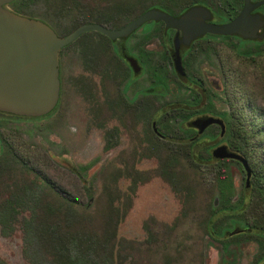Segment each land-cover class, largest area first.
<instances>
[{"label": "rangeland", "instance_id": "rangeland-1", "mask_svg": "<svg viewBox=\"0 0 264 264\" xmlns=\"http://www.w3.org/2000/svg\"><path fill=\"white\" fill-rule=\"evenodd\" d=\"M151 3L13 0L3 7L64 36L87 22L116 29ZM123 43L131 49L130 40ZM115 46L98 32L81 34L59 52V98L52 111L40 117L0 111V199L11 198L21 214L34 215L35 232L29 246L21 221L6 234L0 230V258L7 264H59L52 246L81 252L91 264H219L221 243L206 228L212 207L219 204L217 168L193 163L178 140L184 111L169 107H182L184 93L179 96L176 87L180 79L170 60L158 55L147 66L164 77L167 91L151 83L149 71L126 83L132 75ZM252 49L256 44L218 42L215 49L203 48L184 59L188 81L204 80L210 93L204 104L213 106L211 115H229V100L239 107L245 101L244 119L264 121V59L246 53ZM152 120L177 138L159 137ZM218 132L210 125L201 134H207L206 140ZM225 134L226 127L217 145L231 149L222 141ZM10 144L41 177L85 208L62 202L41 177L17 162ZM228 166L237 197L245 173L233 162ZM249 200L246 225L264 227V200L257 193ZM263 249L255 236H242L235 264H253Z\"/></svg>", "mask_w": 264, "mask_h": 264}, {"label": "trees", "instance_id": "trees-1", "mask_svg": "<svg viewBox=\"0 0 264 264\" xmlns=\"http://www.w3.org/2000/svg\"><path fill=\"white\" fill-rule=\"evenodd\" d=\"M153 77L154 85H161L167 91V83L164 81V77L156 72H153ZM192 82L195 83L194 80L191 81V84H193ZM192 87L193 85L191 87L187 86L182 90V87L178 86V95L181 96L184 93L182 95L184 97L181 99L182 107H173V105L169 107L171 111L175 109L184 111L180 115L181 121L188 120L191 115L199 111L214 113L212 105L204 104L206 99L209 100L210 93L203 90L199 91ZM229 102V115L226 112L218 113L226 127V134L222 141L226 142L233 151L240 153L246 158L251 170L250 187L248 190L243 185L240 195L234 197L232 174L228 163L233 162L243 170L242 165L236 160H214L212 157V149L217 146L219 142L218 138H220L219 126H217L219 128L218 134H210L207 137L208 139L204 140L207 134H192L194 131L185 122L184 125L182 124V134L178 138L184 144L186 152L193 163L198 166L207 164L217 168L215 188L219 204L217 207H212V211L206 222V228L208 235L221 243V248H219V264H235L238 254V242L242 236H255L260 244L264 243V227H258V224H255L254 228L253 226L246 225L248 221L245 218L248 200L254 193H257L264 200V139H262L264 138V121L257 122L253 119L246 121L243 116L244 111L247 110L245 101H242L241 107L235 104L234 101L231 102L229 100ZM200 107L201 109L197 110ZM195 109L197 110L196 112L194 111ZM162 135L163 138H167L170 141L177 138L173 134ZM256 139L258 141L257 145ZM9 149L20 165L29 167L35 174V177L40 179L41 176L36 168L30 167V160L28 158L21 154L19 155L11 144L9 145ZM41 180L43 184L48 186L70 208H74L75 210L85 208L80 206L68 193L56 187L47 177L43 176ZM18 205V202L11 198L0 199V230L3 234H6L8 229L13 227L17 221H21L24 224L23 227H25V243L27 242V245L30 246L32 239L35 240V232L31 227L34 215L29 214V217L24 216L23 212L21 214L18 211ZM235 229L239 230V232L231 234L230 232ZM52 247L57 255L56 259L59 264H91V261L88 263L81 252H71L60 246ZM262 259H264V249L253 264H259ZM0 264L7 263L0 258ZM32 264L35 263L33 262ZM103 264H106V262L104 261Z\"/></svg>", "mask_w": 264, "mask_h": 264}, {"label": "water", "instance_id": "water-1", "mask_svg": "<svg viewBox=\"0 0 264 264\" xmlns=\"http://www.w3.org/2000/svg\"><path fill=\"white\" fill-rule=\"evenodd\" d=\"M13 0H0V111L25 117H40L54 109L59 98V52L81 34L98 32L111 40L127 36L148 20H163L168 26L180 28L188 23L195 10L181 18H173L159 10L150 9L120 28H109L97 22L79 24L64 36L58 35L42 21L20 16L3 6ZM234 23L210 27L220 34L231 33ZM175 70L184 75L178 54L173 58ZM132 66L136 68L134 61ZM201 134L208 126L218 125L220 136L224 135L223 119L215 116H201L189 122ZM214 160L232 159L238 161L245 172V189L250 187L251 170L246 158L225 144L212 149ZM239 230L231 231V234Z\"/></svg>", "mask_w": 264, "mask_h": 264}, {"label": "flooded vegetation", "instance_id": "flooded-vegetation-1", "mask_svg": "<svg viewBox=\"0 0 264 264\" xmlns=\"http://www.w3.org/2000/svg\"><path fill=\"white\" fill-rule=\"evenodd\" d=\"M151 2L132 20L150 9L159 10L177 19L191 10H195V12L190 21L183 24V27H171L163 20L152 19L142 23L127 36L114 39L116 43L115 51L118 55L122 54L132 75V78L129 77L126 83L133 79V75L136 78L148 71L149 74H153L152 67L147 66V64L153 57L162 55L170 60L172 63L171 70L180 79L179 85L176 83V87L180 85L191 87L193 85L196 90L206 92L205 87H203L204 80L201 78H191L195 83L188 84L189 78L186 76L184 59L203 48L215 49L218 42L256 44L257 49H252L246 53L264 59V0H151ZM236 21L238 23L236 28L228 34L215 33L209 29L210 27L222 26ZM127 40L131 41V49H128V46L123 43ZM176 54L179 55L182 62L183 76H179L174 67L173 58ZM132 61H134L137 69L132 66ZM261 63L264 68V61ZM151 81V83L154 81L152 77ZM152 85L146 86L145 93L152 89ZM200 109L201 107L197 110ZM211 114L213 113L199 111L185 121L194 131L192 134L198 133L195 127L189 125V122L201 116H214ZM151 128L155 134L163 138L162 134L164 133L157 128L154 120L151 121Z\"/></svg>", "mask_w": 264, "mask_h": 264}]
</instances>
